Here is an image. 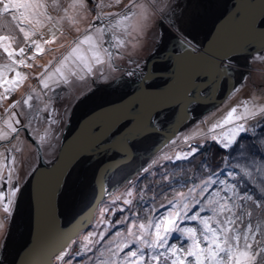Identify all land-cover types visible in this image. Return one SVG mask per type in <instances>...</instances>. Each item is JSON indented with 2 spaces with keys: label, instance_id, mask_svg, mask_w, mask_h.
<instances>
[{
  "label": "rangeland",
  "instance_id": "rangeland-1",
  "mask_svg": "<svg viewBox=\"0 0 264 264\" xmlns=\"http://www.w3.org/2000/svg\"><path fill=\"white\" fill-rule=\"evenodd\" d=\"M227 1L120 0V3L117 4L114 0H85L84 7L72 8L69 5L73 3V0H60V8H49L48 10L52 21L45 20L43 27L38 28L36 34L27 43L24 41L22 34L17 36L18 43L14 44V48H25L31 43V40H38L42 45L43 52L35 55L32 59H28V57L33 55L34 46L31 51L26 49L24 58L26 64L31 66H17V70L23 73L26 78L11 92L7 99H0V130L7 131L3 121L15 114V120L12 121L13 126L16 128L20 126L26 127L30 135L38 142L44 160L50 162L56 155L57 147L62 134L66 130V123L72 114L73 107L81 96L93 89L96 83L108 82L106 80H112L120 75L130 77L131 75L124 73L130 68L138 69L137 75L140 74L147 56L154 50L156 43L161 40L164 29H168L170 30L169 32L184 39L182 34L186 30L178 29L175 23L172 22V19L176 16L174 13L176 11L180 12L178 16L182 14L189 16L192 12L191 6H202L195 12L201 14L202 17H196L193 21L194 24L200 25L192 28V33L188 35L190 40L199 45L202 35L207 32L206 26L208 25L205 23L210 26ZM181 3L184 6L179 10ZM132 4H142L144 8L143 10L139 7L133 8ZM97 5L104 6L98 7ZM195 6L193 7L194 9ZM127 11H134L137 14L129 22L131 27L128 29L129 34L124 37L126 40L124 47L113 49L112 61H106L102 66H97L94 68L92 75H85L83 80L68 74V70L65 69L69 83L56 85L53 83L56 77H53V80L48 81V88H44L41 85L42 76L55 72L60 60L67 55L75 43L86 32L92 31L89 25L106 27L109 21L114 19L109 14ZM98 14L101 19H96ZM104 17H107V19H104ZM120 34L123 35V33ZM53 36L55 39H53ZM164 38L166 39V36ZM46 40L51 42L44 43ZM105 46L107 47L108 45L106 44ZM84 47L86 48L87 46L85 45ZM0 52L2 53L0 64L8 63L6 55L2 50ZM247 62L248 66L245 75L243 78L242 76L239 78V82L222 101L202 113L199 117L186 122L170 139L149 157L145 158L140 167L127 173L120 181L112 183L113 187L108 189L103 199L95 206L87 226L79 229L76 234L69 238L67 244L52 256L51 264H96V257L99 256L100 251L109 246L110 241L115 239L116 243H119L122 239H131L127 231L130 225L147 223L148 216L157 215L165 211V208H161V205L167 206L168 201L176 198L178 193H187L194 185H199L202 181L208 180L209 176L230 180L231 178L226 175L227 172L235 171L236 178L244 176L245 173H251L255 179L258 180L260 178L259 184L261 180H264V144L259 142L264 141V132L257 131L255 133L264 116H256L246 121L234 122L244 124L245 128L248 129L246 133L251 136L254 135L255 140L258 141L257 144L256 141H253V144L258 148L260 154L254 153L256 156L252 160L242 164L234 163L229 165L225 162L227 156L217 157L222 159V166L225 163V166H229L231 170L227 172L217 171L215 173H210L205 169L202 172H198V169L192 170V165L198 160L196 154L193 156L194 159L191 160L192 163L184 164L182 165L183 167L176 163L178 154L182 155L190 152L192 148H197V146L202 145L207 140H214L213 136L220 137L225 135L234 126L233 124L215 128L212 132H209V129L218 121H221L231 108L237 107L238 111L242 110L240 108L241 101L251 100L256 105H264V51L259 54H252L247 58ZM238 66L242 67L241 64ZM68 67L75 70V66L70 62ZM14 75L15 72L8 73L9 78ZM55 90H57V93L64 90L61 95L62 98L58 101H54L51 97L52 91ZM2 94L3 88H0V95ZM25 99H29L27 105L24 103ZM13 104L16 106L10 107ZM199 108L196 107V110H199ZM6 109L8 110L7 112L5 111ZM40 112L43 114H40ZM16 120L19 123H16ZM53 120L56 122L53 123ZM189 136L193 138L186 139ZM41 137H44V139L41 140ZM146 141L150 144L155 142L154 139H146ZM137 143H141V141H137L135 145ZM0 153L3 154L0 156L3 174L6 177L7 168H13L15 170L12 174L13 183L21 188L17 202L13 207L12 216L7 218L6 214L0 210V220L4 221V228L0 229V263L2 264L3 261H11L14 253L19 248L20 243L15 242V240L12 242L13 240L10 239V232L16 226V221L25 214L20 210L18 211L20 202L18 199L25 191L27 200H29L28 190L27 187L24 188V185L31 170L37 165L38 159L35 146L26 139L23 130H19L7 143L1 144ZM134 160L132 163H134ZM90 166V164L85 166L86 169L78 171L80 174L77 172L72 176L71 181L68 180V188L70 187V190L65 194L67 196L64 197L63 203H61L63 201L61 198L64 187L58 192L57 198L61 210L69 201V198L75 199L71 210L73 214L88 201L92 193V181L89 182ZM184 172L187 174L192 173L191 175L194 176L189 177L185 181L183 177L176 179ZM260 174L261 176H259ZM248 180L252 181L251 179ZM254 184L259 186L258 183ZM9 187V185L0 182V188H3L5 192L8 191ZM215 187L213 186L212 190ZM77 188L80 191L77 192ZM22 190L24 191L22 192ZM129 191H131V195H128ZM198 192L199 189H197ZM197 193H193V195ZM125 200H130L131 203L125 204ZM149 209H157L159 211L154 213L150 212ZM133 213L142 217V219L133 220ZM125 217H129V219L125 220ZM134 231L137 230L134 228ZM149 231L151 232L152 230L150 229ZM102 232L104 233L103 241H101L100 237ZM117 232L123 235L116 237ZM93 233L95 235H90ZM97 241H100V243H97ZM169 241L170 243L174 242L172 237L169 238ZM111 247L115 250V244H112ZM62 255L63 259H58ZM107 257L108 253L105 252V258Z\"/></svg>",
  "mask_w": 264,
  "mask_h": 264
},
{
  "label": "snow or ice",
  "instance_id": "snow-or-ice-1",
  "mask_svg": "<svg viewBox=\"0 0 264 264\" xmlns=\"http://www.w3.org/2000/svg\"><path fill=\"white\" fill-rule=\"evenodd\" d=\"M114 2L118 4L120 0ZM84 6L85 0H73L69 5L72 8ZM60 7V0H50V2L49 0H0V33H2L0 50L9 61L0 64V88H3L0 99H7L26 78L17 70V66H31L26 64L24 58L26 49L14 48V44L18 43V34H22L27 43L36 34V30L43 27L45 20L52 21L49 8ZM132 7L143 10L144 5L132 4ZM136 14L134 11L112 13L109 15L114 19L109 21L106 27L89 25L92 31L86 32L75 43L67 55L60 60L55 72L42 76L41 85L48 88V81L53 80V77H56L53 80L56 85L69 83L65 69L68 70V74L83 80L85 75H92L94 68L102 66L106 61L110 62L113 56L112 50L124 47L126 43L124 37L129 34L128 29L131 27L129 22ZM96 19H101L99 14ZM50 42L44 41V43ZM28 46H34L33 55L28 59L43 52L38 40H31ZM69 62L75 66V70L68 67ZM229 70L227 65L222 69L225 73ZM9 72H15V75L9 78ZM29 99H25L26 105ZM15 106L13 104L10 107ZM240 108L242 110L239 111L237 107L231 108L221 121L209 129V132H212L215 128L227 124L234 125L225 135L212 137L223 148L231 147L241 133L248 131L244 124L234 123L235 121L264 116V105H256L251 100L241 101ZM13 120L15 114L3 121L7 131L0 130V140H7L12 133L18 131L13 126ZM15 122L19 123L18 120ZM192 138L186 137V139ZM43 139L44 137H41V140ZM196 151V148H192L190 152L178 154L176 159H187ZM2 155L0 153V156ZM14 171L13 168H7L5 177L0 162V182L10 186L7 192L0 188V210L7 218L12 216L13 207L21 191L20 186L13 183ZM226 175L231 179L209 176L208 180L194 185L187 193H178L176 198L168 201L167 206L161 205L165 211L148 216L147 223L130 225L127 231L131 239H122L119 243H116L115 239L110 241L109 246L100 251L99 256L96 257V264H264V180H261L256 188L259 195L254 196L252 189L244 187L245 176L251 178V173H245L240 179L236 178L233 171L227 172ZM213 186H216L214 190H212ZM197 189H199L198 193ZM193 193L197 194L193 195ZM128 195H131V191ZM124 202L131 203L130 200ZM149 211L157 213L159 210L149 209ZM124 219L128 220L129 217ZM132 219H142V217L133 213ZM3 228L4 221L0 220V229ZM134 228L137 231H134ZM122 235L120 232L116 233V237ZM100 237L103 241V232L100 233ZM170 237L174 242L170 243ZM112 244H115V250L111 247ZM105 252L108 253L107 258ZM58 259H63V255Z\"/></svg>",
  "mask_w": 264,
  "mask_h": 264
},
{
  "label": "water",
  "instance_id": "water-1",
  "mask_svg": "<svg viewBox=\"0 0 264 264\" xmlns=\"http://www.w3.org/2000/svg\"><path fill=\"white\" fill-rule=\"evenodd\" d=\"M246 2L257 6L251 25L252 30H250L248 35L242 37L240 41L227 45L226 47L222 46V53H213L210 50V43L214 40L215 34H219L223 24H229L240 17L242 14V3ZM211 26L210 32L205 34L196 52L184 39L169 32L170 30L164 29L161 40L156 43L154 50L147 56L145 64L137 78L133 79L126 75H120L108 81V83H96L93 89L78 99L74 106L77 112L76 114L74 112V117L67 120L66 130L62 134L57 147V153L50 162L44 160L38 142L30 135L26 127H17L18 131L23 130L26 139L35 146L37 151V165L31 170L24 185V187H27L33 212L35 211L34 187L40 174L56 172L52 190V198L54 196L56 198V193L60 189L61 182L69 167L78 162L80 164L78 165L77 172H80L85 166L91 165L94 160L96 161L94 168L95 176L91 185H96L97 189L88 201L85 202L84 207L78 214L69 221L61 223L56 211V201L52 199L53 224L44 242L47 247L46 254L38 264H50L52 256L68 242L70 237L77 233L76 228H83L90 220L89 218L92 215L91 210L96 205V200L103 199L107 193H102V190H99L100 186L103 185V188L105 186L107 173L115 167L131 162L134 159L139 162L149 157L172 137L185 122L199 117L202 113L222 101L239 82L238 77L242 76L243 78L248 66L247 58L252 54H259L264 51V0H228L216 18H214ZM165 36L166 39L164 38ZM185 55L189 57L196 56L197 59L208 61V65L206 66L207 71H205L204 75L201 74L203 77L199 80L198 84L196 83L191 88L192 91L185 94L183 98L162 99L156 102L141 116V119L136 110L133 109L130 113L123 114L112 120L105 137L99 136L98 130H100V123L95 120L97 115L103 112V110H108L107 108L113 105L112 103L123 101L130 97V100H133L135 97L133 95L135 93L138 94L137 91L152 80L158 82L172 81V78L178 72L176 68L178 63L177 59L189 61L190 58L185 57ZM237 59L242 61V67H239L236 63L229 62L233 60L237 61ZM226 65L230 69L227 73L222 71ZM145 76L147 77L146 79ZM196 77L193 78L196 79ZM102 89L108 90V92L110 90L119 91L125 94L123 96L124 99L121 100L122 97L118 101L114 100L111 102L101 100L99 98V92H102ZM196 107H200L199 110H196ZM90 119L94 120L89 124V129L92 130L91 132L93 134H98L99 138L95 142L75 151L70 157H67L66 153L70 143L81 127ZM69 126L73 127L68 132L67 129ZM144 126H146V131L153 132L155 142L148 143L147 145L137 144L131 147V138L139 139L147 133L137 131ZM16 133H12L7 140H1L0 145L10 141ZM138 166L140 165H137L135 169ZM112 187L113 185H110L108 189ZM33 212L30 222V236L34 226L32 218ZM64 231H66V234ZM57 239L59 240L56 241ZM31 241L32 238L22 245L17 253L14 264H19L24 259Z\"/></svg>",
  "mask_w": 264,
  "mask_h": 264
},
{
  "label": "bare ground",
  "instance_id": "bare-ground-1",
  "mask_svg": "<svg viewBox=\"0 0 264 264\" xmlns=\"http://www.w3.org/2000/svg\"><path fill=\"white\" fill-rule=\"evenodd\" d=\"M250 4L251 3H248V2L242 3V14L240 15V17H238L237 19H235L233 22L229 24L224 22L225 24H223V27L220 28L219 34L217 35L215 34L214 40L210 43L211 45L210 50L213 53H217V54L222 53L221 52L222 46L226 47L227 45H231L237 41H240L242 37L250 33V30H252L251 25L253 21L254 12H255V9L257 8L255 4H251V5ZM209 32L210 30L206 32L205 34ZM203 37H205V35H203ZM186 43L190 45L188 42ZM190 46L196 52V50L199 49L200 44L199 46H196V47L192 45ZM188 55H191V54H188ZM188 55H185V57L187 56V58H190L189 61H185V59H181V60L179 58L177 59L178 63L176 65V68L178 69V72L176 75H174V77L172 78V81L158 82V81L152 80L148 82V84L143 86L141 89H139V91H137L138 94L135 93L133 95L135 96L133 100H130L131 97L129 99H124L123 96L125 94L120 93L119 91L110 90L108 92V90L102 89V92H99L100 93L99 98L101 100L111 102L114 100L118 101L122 97L123 98L121 100L123 99L124 100L112 103L113 105L107 108L108 110H103V112L97 115L95 120L99 121L100 123V130H98L99 136L105 137L110 127V122L116 119L117 117H120L123 114L130 113V111L133 109L136 110V112L138 113L141 119V116L149 109L150 106H152L156 102L161 101L162 99H179L178 97L183 98L185 94L192 91L191 88L195 86L196 83L197 84L199 83V80L203 77L205 71H207L206 66L208 65V61L204 59H197L196 56L189 57ZM222 61H226V60H222ZM233 61H229V62L234 63ZM139 75L140 74L138 75L134 74L133 75L134 77L132 78L135 79ZM193 77H196V79H194ZM239 78L240 77H238V79ZM104 83H108V82H104ZM74 112L76 114L77 109H74L73 107L72 114L69 116V118H72L75 116ZM92 120L94 119H90L89 121H87L85 125H83L81 129L79 130V132L76 134L75 138L72 140L67 150V153H66L67 157H70L75 151L80 150L81 148L85 147V145L95 142L99 138L98 134H93L91 132L92 130L89 129V124L92 122ZM72 127L73 126H69L67 131L69 132L72 129ZM149 127L151 128V126ZM137 131L143 132V133L147 132V133H145V135L139 139L131 138L130 139L131 147H134L137 141H141V143H137V144L147 145L148 143L146 139H153V135H154L153 132L146 131V126L139 128ZM132 162L133 161L119 165L115 167L114 169H112L109 173H107L105 186L104 188H103V185L100 186L99 190L100 191L102 190L101 191L102 193H106L108 191V187L112 185V183H114L115 181L116 182L120 181V179L124 178V176H126L127 173L135 170V167L137 165L142 164L143 159L140 160L139 162L137 160H135L134 163ZM79 164L80 163L78 162L74 163L71 167L68 168L63 178V181L61 182L60 189H58L56 193V198L55 196L54 198H52L53 197L52 190L54 187L56 172L55 171L52 173L45 172L38 176L35 182V187H34V191H35V194H34L35 195V211L34 212L32 209V205L30 204V200H27V195L25 191L22 190V192L23 191L24 192L21 194V196L18 199V201H20L19 206H18V211L20 210L22 213L24 212L25 214L21 219H18L16 221V226H14L10 232L11 233L10 239L13 240L12 242H14V240L15 242H19L20 243L19 248L18 250H16V253H14V257H12L11 261L9 262L3 261L2 264H14L17 253L21 249L22 245H24L27 242V240L30 241V238H32L31 244L24 256V259H22V261L19 264H38L41 261L42 257H44V255L46 254L45 252L47 248L44 242L53 224V215H52V207H51L52 199H54L53 201H56V211H57V214L59 215L61 223H65L69 221L70 219H72L84 207L85 203L77 210V212L73 214L71 213L72 212L71 210L73 207L72 204L75 201V199L73 200V198H69L68 199L69 201H67L66 205L61 210V208L59 207V200L57 198L58 192L62 190L64 187L63 195L61 198L63 201H61V203L64 202V197L67 196L65 194L68 193V191L70 190V187L68 188V180L71 181V178H73L72 176H74L77 173ZM95 164H96V161L94 160L91 163V166L89 167L90 169L89 182L92 181V183H93L94 176H95V172H94ZM84 169H86V167H84ZM91 186H92V190H91L92 193L90 192L91 193L90 197L94 194V192L97 189L96 185H91ZM78 191H80L79 188H77V192ZM69 195L71 197L70 193ZM99 201L98 199L96 200V205ZM95 206L91 210L92 215H93ZM32 212H33L32 218H33L34 226L32 228L33 232L30 236V224H31L30 222H31ZM67 218H69V220H67ZM88 223L89 221L86 223L85 226H87ZM14 230L16 231L14 232ZM78 230L79 228H76L77 232ZM64 232L66 234V231ZM62 234L65 235L64 233ZM61 238H63V236H61ZM58 240L59 239H57L56 241Z\"/></svg>",
  "mask_w": 264,
  "mask_h": 264
},
{
  "label": "trees",
  "instance_id": "trees-1",
  "mask_svg": "<svg viewBox=\"0 0 264 264\" xmlns=\"http://www.w3.org/2000/svg\"><path fill=\"white\" fill-rule=\"evenodd\" d=\"M0 57H2V53L0 52ZM258 132H264V118L262 119V122L260 123L259 127L256 128L255 133ZM256 136V135H255ZM253 141H256L257 144V140H255L254 135L251 136L250 134L248 135V133L244 132L241 133L238 137L236 142L229 148H223L220 144H218L215 140H207L205 142H203L202 145L197 146V153L195 152V154L198 157V160L192 165V170L194 169L197 170L198 172H202L203 169H205L208 172H217V171H221V172H227L229 170H231V168L229 166H222V159L221 158H217V157H223V156H227V158L225 159V162L230 164H242L243 162H247L249 160H252V158H254V156H256L255 154H260V152L258 151V148L255 147V144H253ZM262 142L264 144V141H259ZM255 153V154H254ZM193 156L195 155H191L189 156L187 159H180L178 160L176 163H179L181 166L182 165H186L188 163H192V159ZM262 156V155H260ZM183 167V166H182ZM205 167V168H203ZM196 171V172H197ZM235 172V171H234ZM192 173H183L180 174L178 177H176V179H181L180 177H183V180H187L189 177H193L194 175H191ZM195 174V172H194ZM207 174V173H206ZM261 176V174L259 175ZM247 178V179H246ZM245 178V182H244V187L245 189H252L254 192V196L255 195H259V193L256 191V188L258 187L257 185H255L254 183H258L259 185V179H255L254 176L251 175V178L246 177ZM237 179H240V177H238ZM251 179L252 181L248 180ZM256 181V182H255Z\"/></svg>",
  "mask_w": 264,
  "mask_h": 264
},
{
  "label": "flooded vegetation",
  "instance_id": "flooded-vegetation-1",
  "mask_svg": "<svg viewBox=\"0 0 264 264\" xmlns=\"http://www.w3.org/2000/svg\"><path fill=\"white\" fill-rule=\"evenodd\" d=\"M182 6H184V4L183 3H181V7L179 8V10H181L182 9ZM195 6V5H194ZM193 6V7H194ZM192 6H191V9H192V12L190 13V15L188 16H186V15H184V14H182V15H180V16H178L179 14H180V12L178 13V11H176V12H174L175 13V18L174 19H172V22L173 23H175V26H177V28L178 29H180V30H186V34L185 33H183V32H181V33H183L182 34V37L184 38V40L186 41V42H188L190 45H192V46H199L198 44H196L194 41H192V40H190V37L188 36L189 34H191L192 33V28H195L196 26H199L200 24H194L193 23V21L196 19V17H198V18H200V17H202V15L201 14H199V13H195L199 8H202V6H200V5H197V6H195V9L193 8ZM187 8V7H186ZM185 8V9H186ZM173 13V12H172ZM195 18V19H194ZM213 22V21H212ZM211 22V23H212ZM206 25H208V26H206L207 28V32L211 29V25L209 26V24H207V23H205ZM182 28H181V27ZM182 30V31H183ZM191 31V32H190ZM202 38H203V35H202ZM200 42H201V40H200ZM199 42V43H200ZM241 62V61H240ZM239 62V60L238 61H234V63H236V64H242V63H240ZM143 66H144V64H143ZM142 66V67H143ZM137 71H138V69H129V70H127V71H124V73L125 74H129V73H132L131 74V78L132 77H134L133 75L135 74V75H137ZM121 73H122V71H121ZM120 74V73H119ZM110 80V79H109ZM109 80H106V81H109ZM62 93H64V90H61L60 92H58L57 93V90H55V91H52V94H51V97H52V99L54 100V101H58V100H60L62 97H61V95H62ZM48 106H50L49 104H48ZM47 106V107H48ZM50 109H51V107H50ZM49 109V110H50ZM40 114H43V113H41L40 112Z\"/></svg>",
  "mask_w": 264,
  "mask_h": 264
},
{
  "label": "built area",
  "instance_id": "built-area-1",
  "mask_svg": "<svg viewBox=\"0 0 264 264\" xmlns=\"http://www.w3.org/2000/svg\"><path fill=\"white\" fill-rule=\"evenodd\" d=\"M29 44H30V43H29ZM32 48H33V47H29L28 45H27V47H25V49H27L28 51H31Z\"/></svg>",
  "mask_w": 264,
  "mask_h": 264
}]
</instances>
